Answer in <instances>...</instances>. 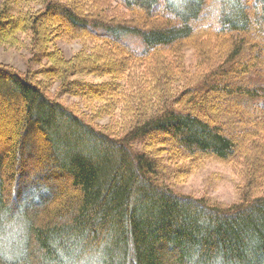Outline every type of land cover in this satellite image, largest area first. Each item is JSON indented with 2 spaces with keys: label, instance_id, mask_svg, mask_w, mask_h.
Here are the masks:
<instances>
[{
  "label": "trees",
  "instance_id": "1",
  "mask_svg": "<svg viewBox=\"0 0 264 264\" xmlns=\"http://www.w3.org/2000/svg\"><path fill=\"white\" fill-rule=\"evenodd\" d=\"M21 34L40 67L0 63V236L25 225L0 264H263L264 0H2L0 45ZM213 158L239 204L176 191Z\"/></svg>",
  "mask_w": 264,
  "mask_h": 264
},
{
  "label": "rangeland",
  "instance_id": "2",
  "mask_svg": "<svg viewBox=\"0 0 264 264\" xmlns=\"http://www.w3.org/2000/svg\"><path fill=\"white\" fill-rule=\"evenodd\" d=\"M2 2V0H0ZM32 5V4H31ZM27 8V4L25 5L20 2L13 5L15 12H20ZM22 40L25 42L24 46L14 47L9 45H0V63H6L8 65H13L17 67L21 71L28 70H36L39 69L40 64L36 63L31 57L32 52L30 48L27 46L29 44L28 36L25 34L20 35ZM54 46H59L63 49L64 53L68 56H71L80 48H82L83 44L81 41H67L63 39H59L54 43ZM217 49L214 45L213 50ZM185 62L187 65L192 66L195 64L197 55L195 54L194 49H187L184 51ZM78 77H83L82 75H78ZM249 78L253 79L255 84H264V74L263 75H249ZM84 78L92 81H100V77L98 76H84ZM55 86L50 88L52 93H56ZM59 97V96H58ZM61 99L63 96H60ZM68 105L70 101L73 100L72 97L65 98ZM75 101V100H74ZM76 103L73 105L75 106ZM7 109H3L4 114H0V131H11V128L8 126V116L6 114ZM79 112L87 113L91 115L93 121H99L100 119H96L93 115V111L89 113V111H81ZM109 121V117H105L103 120H100V123L104 121ZM110 122V121H109ZM249 163V160L246 162ZM253 163V162H252ZM255 165V164H254ZM238 168L236 169L232 163L222 162L216 158L208 159L203 162V165L198 170L192 172L185 182L181 184H177L176 191L179 193H184L186 195L192 194L194 196H201V198L206 199L208 203L211 204H224L227 206H232L235 204H239L241 202L238 186L236 185L239 181V177H237ZM7 205H12L11 201L7 203ZM221 206V205H220ZM7 227L6 235L0 236V244L5 251L15 252L19 247V242L21 235L25 231L24 222L18 217L15 221L11 223L4 222L3 226ZM17 225V226H16ZM9 227V228H8ZM20 231V232H19ZM251 254V253H250ZM262 260V255L259 256ZM252 256L250 259L252 260ZM118 259L117 257H113L112 260ZM264 264V261L262 260ZM212 264H220L218 260H214Z\"/></svg>",
  "mask_w": 264,
  "mask_h": 264
}]
</instances>
